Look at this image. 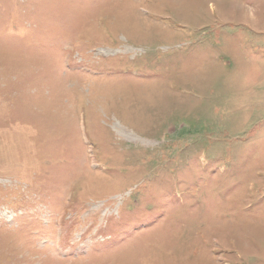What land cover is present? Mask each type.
<instances>
[{
  "label": "rangeland",
  "instance_id": "1",
  "mask_svg": "<svg viewBox=\"0 0 264 264\" xmlns=\"http://www.w3.org/2000/svg\"><path fill=\"white\" fill-rule=\"evenodd\" d=\"M0 264H264V0H0Z\"/></svg>",
  "mask_w": 264,
  "mask_h": 264
}]
</instances>
